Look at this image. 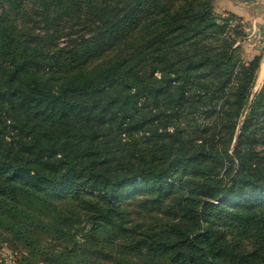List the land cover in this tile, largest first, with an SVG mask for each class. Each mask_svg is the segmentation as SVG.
<instances>
[{
    "label": "trees",
    "instance_id": "obj_1",
    "mask_svg": "<svg viewBox=\"0 0 264 264\" xmlns=\"http://www.w3.org/2000/svg\"><path fill=\"white\" fill-rule=\"evenodd\" d=\"M218 1L0 0V242L23 264H264L262 56Z\"/></svg>",
    "mask_w": 264,
    "mask_h": 264
},
{
    "label": "rangeland",
    "instance_id": "obj_2",
    "mask_svg": "<svg viewBox=\"0 0 264 264\" xmlns=\"http://www.w3.org/2000/svg\"><path fill=\"white\" fill-rule=\"evenodd\" d=\"M216 4V11L222 16L226 17L227 13H234L241 18V20L237 19L234 23L240 25L244 30L245 35L241 42L238 43L241 46L243 58L249 59L253 54L261 55V65L264 64V0H219ZM263 84L264 69L259 72L253 89V96L259 93ZM64 229L66 230V235L62 237L50 236L45 239L46 242H42L43 246L56 253V251H63L77 243H80V245L85 244L86 241L82 239V228H73L71 233L68 232L70 229ZM108 252L109 249L106 248L104 253ZM25 257H28L25 249L13 246L10 243L0 242V264H23ZM39 264H42V262ZM100 264L111 263L101 259Z\"/></svg>",
    "mask_w": 264,
    "mask_h": 264
},
{
    "label": "crops",
    "instance_id": "obj_3",
    "mask_svg": "<svg viewBox=\"0 0 264 264\" xmlns=\"http://www.w3.org/2000/svg\"><path fill=\"white\" fill-rule=\"evenodd\" d=\"M254 56H256V55H252L251 56V58H249L248 60H250V59H252ZM263 69H264V64H262L261 66H260V70H259V72L262 70L263 71ZM259 72H258V76H259ZM258 79V78H257Z\"/></svg>",
    "mask_w": 264,
    "mask_h": 264
}]
</instances>
